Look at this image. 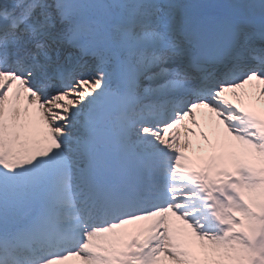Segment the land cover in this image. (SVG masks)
<instances>
[{
  "label": "snow or ice",
  "instance_id": "1",
  "mask_svg": "<svg viewBox=\"0 0 264 264\" xmlns=\"http://www.w3.org/2000/svg\"><path fill=\"white\" fill-rule=\"evenodd\" d=\"M0 264H264V0H0Z\"/></svg>",
  "mask_w": 264,
  "mask_h": 264
}]
</instances>
